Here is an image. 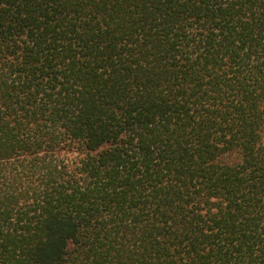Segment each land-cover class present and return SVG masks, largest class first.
I'll return each instance as SVG.
<instances>
[{"label":"trees","instance_id":"obj_1","mask_svg":"<svg viewBox=\"0 0 264 264\" xmlns=\"http://www.w3.org/2000/svg\"><path fill=\"white\" fill-rule=\"evenodd\" d=\"M0 264H264V0H0Z\"/></svg>","mask_w":264,"mask_h":264}]
</instances>
